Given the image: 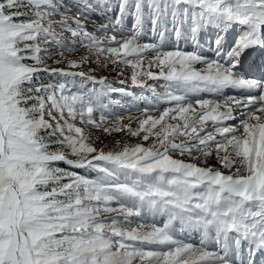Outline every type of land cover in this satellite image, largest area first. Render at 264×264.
<instances>
[{"label": "snow or ice", "instance_id": "6c2138e0", "mask_svg": "<svg viewBox=\"0 0 264 264\" xmlns=\"http://www.w3.org/2000/svg\"><path fill=\"white\" fill-rule=\"evenodd\" d=\"M0 264H264V0H0Z\"/></svg>", "mask_w": 264, "mask_h": 264}, {"label": "rangeland", "instance_id": "374dc122", "mask_svg": "<svg viewBox=\"0 0 264 264\" xmlns=\"http://www.w3.org/2000/svg\"><path fill=\"white\" fill-rule=\"evenodd\" d=\"M91 3H96L97 0H90ZM66 3H73V0H66ZM73 11H76V9H73ZM90 15H92L94 18L97 19V23L101 22L100 19L98 17L95 16V13H91ZM126 25L130 26V19L126 20ZM89 29H91L92 24L89 23L88 24ZM77 55H79V53H77ZM49 63H51V61H49ZM53 67H63V65H53ZM92 68L96 69V71L93 73L94 75H96L97 77L100 76H105L107 77L110 81L113 82V86L116 88H120V87H124L126 89H128V91L134 93V96H124L119 92L116 93H112L111 94V98L114 101H120V104H124V105H128L131 104V102L133 101V99L135 97L141 96V95H145V96H151L150 92L147 91H142L139 88H136L135 86L131 85V81L130 80H126L125 77H129L131 74V68L125 67L123 68V75H119L118 72L115 70V65H108L107 67L100 69L97 67V65L93 64L91 65ZM155 71V69H154ZM43 79L45 80V82L48 81H56V80H63L62 77H57V76H48L47 74H44ZM121 80H124L125 82L123 84L120 83ZM149 83H152L151 81H149ZM157 91H163V89L157 87ZM140 107L143 108L145 107V104L143 101L140 102ZM114 111L116 112H120L123 113L124 109L120 108L119 106H115L114 107ZM131 115L133 117H137L140 115L139 112L133 110ZM125 124L129 123V121L126 119L124 121ZM138 125L133 122L132 123V127L136 128ZM98 135H100V139L103 142V144L108 145V147L110 149L113 148H117L119 146H122L124 143H129V144H135L137 142H142L140 140L139 137H131L130 135H128L126 132H113L110 135L109 134H104L102 132H97ZM142 135V134H141ZM115 141H120V145L117 146ZM145 144V146H147L149 143H151V140L148 142H142ZM212 163H215V159L213 158ZM63 166V165H62Z\"/></svg>", "mask_w": 264, "mask_h": 264}]
</instances>
